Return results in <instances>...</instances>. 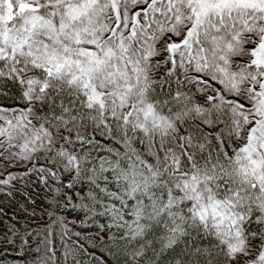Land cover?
Here are the masks:
<instances>
[{
	"label": "snow or ice",
	"instance_id": "1",
	"mask_svg": "<svg viewBox=\"0 0 264 264\" xmlns=\"http://www.w3.org/2000/svg\"><path fill=\"white\" fill-rule=\"evenodd\" d=\"M0 101V192L106 220L65 261L264 264V0H0Z\"/></svg>",
	"mask_w": 264,
	"mask_h": 264
},
{
	"label": "trees",
	"instance_id": "2",
	"mask_svg": "<svg viewBox=\"0 0 264 264\" xmlns=\"http://www.w3.org/2000/svg\"><path fill=\"white\" fill-rule=\"evenodd\" d=\"M86 194L87 188L79 183L71 190L65 189L58 193L44 190L39 184L25 187L20 183L14 188H5L0 192V264H42V261L51 264L45 255V244L37 245V241H45L44 234L52 230L56 235L48 239L53 240L57 249V264H75L71 257L65 261L62 255V244L66 241L69 245L78 242L89 252L96 251L89 245L98 225L106 222L105 218L101 217L93 222L92 218H86L83 212L73 210L74 205L82 203L81 198ZM53 220L57 221L55 225L51 223ZM65 221L66 227L63 223ZM65 232L67 235L62 240L61 236ZM10 233L21 239L31 233L29 246L22 248L21 239H17L13 245H8V240L13 238ZM96 255L100 256L101 253L96 251ZM84 264L89 262L85 260Z\"/></svg>",
	"mask_w": 264,
	"mask_h": 264
}]
</instances>
